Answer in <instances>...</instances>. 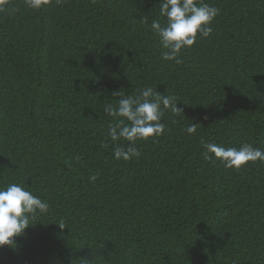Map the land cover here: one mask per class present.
Listing matches in <instances>:
<instances>
[{
    "label": "trees",
    "instance_id": "1",
    "mask_svg": "<svg viewBox=\"0 0 264 264\" xmlns=\"http://www.w3.org/2000/svg\"><path fill=\"white\" fill-rule=\"evenodd\" d=\"M204 2L219 9L213 31L176 63L150 27L166 23L162 0H8L0 188L49 208L0 246V264H264V163L204 156L208 143L264 151V0ZM145 88L181 112L164 110L163 134L136 141L138 158L116 159L130 145L111 140L123 118L104 108Z\"/></svg>",
    "mask_w": 264,
    "mask_h": 264
},
{
    "label": "clouds",
    "instance_id": "2",
    "mask_svg": "<svg viewBox=\"0 0 264 264\" xmlns=\"http://www.w3.org/2000/svg\"><path fill=\"white\" fill-rule=\"evenodd\" d=\"M55 2L59 4L61 0ZM50 3L52 0H25L27 7L33 10H40ZM7 5L8 0H0V11ZM159 13L166 18V23L162 26L159 20H153L150 27L159 36L163 48L168 49L162 54L163 59L180 63L182 49L192 47L198 39V34L199 37L206 38L212 33L210 25L218 15L219 9L204 0H162ZM165 109L177 114L181 112L174 97L154 93L152 88H145L140 96L119 99L116 107L106 105L104 112L107 115L123 118L109 126V137L113 142L123 138L130 145L126 149L116 147L115 158L125 161L138 158L140 152L135 147L136 141L163 134L165 125L161 120ZM186 132L189 135L194 134L196 124L188 126ZM204 148L205 159L211 160L210 154H214L226 168L238 170L250 162L264 163V151L249 144L240 148H225L216 143H208ZM48 208L46 201L20 185L10 184L0 188V246L12 245L13 237L23 234L29 228L30 219H33L37 212L46 213Z\"/></svg>",
    "mask_w": 264,
    "mask_h": 264
}]
</instances>
